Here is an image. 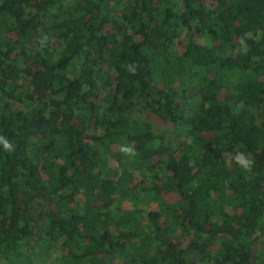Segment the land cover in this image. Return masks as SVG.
I'll use <instances>...</instances> for the list:
<instances>
[{
  "label": "trees",
  "instance_id": "trees-1",
  "mask_svg": "<svg viewBox=\"0 0 264 264\" xmlns=\"http://www.w3.org/2000/svg\"><path fill=\"white\" fill-rule=\"evenodd\" d=\"M57 249L264 264V0H0V259Z\"/></svg>",
  "mask_w": 264,
  "mask_h": 264
},
{
  "label": "rangeland",
  "instance_id": "rangeland-1",
  "mask_svg": "<svg viewBox=\"0 0 264 264\" xmlns=\"http://www.w3.org/2000/svg\"><path fill=\"white\" fill-rule=\"evenodd\" d=\"M197 39L200 42H204V39L201 36H198ZM177 51H178V53H181L182 52V47L178 46L177 47ZM182 84L183 83L180 80L178 82V85L182 86ZM134 116L137 117L140 120H144L145 118L148 117V116H146V114L141 113L138 110L135 111ZM151 119L156 124L159 123V121H157V119L155 117H152ZM166 128L172 131V127L171 126H167ZM165 130L166 129H164L163 132ZM169 130L168 131L166 130L167 132H165V135L168 136L169 141L172 143L173 139L175 140V138H174V134L169 135L170 134ZM89 135H90L89 136L90 140L95 142L96 137L99 136V135L100 136L102 135V129L98 128V129H95V130H90L89 131ZM179 139H181V141H182L183 138H179ZM96 143H97V140H96ZM98 145L102 146L101 145V141L98 143ZM172 145H173V148H172L171 151L175 154L176 157H179V154H180L179 145H180V143L177 142V143H173ZM126 146L127 145H125V144H117V145H115V148L123 150L126 153L125 158H133V155L131 154V152L134 153V152L138 151L137 144L135 142H133L130 145V148H127ZM109 163H110V166L113 167L114 169H117L119 167V162L116 159H111L109 161ZM163 168H164V166H163ZM155 170L156 171L160 170V167L157 166V168ZM160 171H162V168H161ZM136 175H137L136 182H140V181L143 180V175H144L143 171L137 172ZM132 185H134V183ZM177 199H178V197H177L176 194H166L164 196V200H166L168 202H175ZM134 207H141V208H145L147 210L151 209V205L147 204V200H146V202H137V201L125 200V199H122L120 197L116 198L114 203H113V205H112V208L114 210H118V209L128 210V209H131V208H134ZM60 255H61L60 250H58V249L57 250H53L50 253H48V254L44 255L43 257L39 258L36 261L35 264H61L60 263ZM0 264H7V262H5L4 260L0 259Z\"/></svg>",
  "mask_w": 264,
  "mask_h": 264
}]
</instances>
